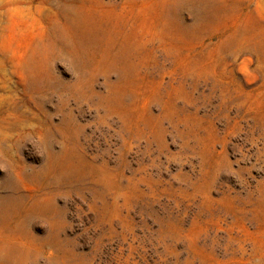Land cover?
Instances as JSON below:
<instances>
[{"label": "rangeland", "instance_id": "374dc122", "mask_svg": "<svg viewBox=\"0 0 264 264\" xmlns=\"http://www.w3.org/2000/svg\"><path fill=\"white\" fill-rule=\"evenodd\" d=\"M0 264H264V0H0Z\"/></svg>", "mask_w": 264, "mask_h": 264}]
</instances>
